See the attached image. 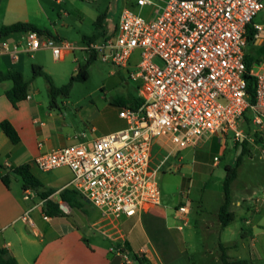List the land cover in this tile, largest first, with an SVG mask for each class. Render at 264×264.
<instances>
[{
	"label": "built area",
	"instance_id": "1",
	"mask_svg": "<svg viewBox=\"0 0 264 264\" xmlns=\"http://www.w3.org/2000/svg\"><path fill=\"white\" fill-rule=\"evenodd\" d=\"M263 9V0H126L117 27L105 39L79 48L119 68L131 66L139 50L137 71L130 77L140 82L136 94L143 103L120 108L121 129L92 140L77 135L74 143L37 155L36 166L45 172L68 167L73 176L67 187L89 200L103 218L131 217L161 206L158 173L177 150L213 136L223 139L230 131L235 140L244 139L240 124L248 108L264 139V58L249 70L245 61L249 25L259 39L264 26L253 20ZM17 35L0 37V55L20 61L24 53L47 47L62 59L78 48L37 30ZM246 74L255 78L254 104ZM157 145L165 149L159 162ZM34 195V190H24L26 200ZM191 207L192 201L183 197L175 212L176 229L188 225ZM22 219L32 223L30 210ZM118 252L131 264L127 253Z\"/></svg>",
	"mask_w": 264,
	"mask_h": 264
},
{
	"label": "rangeland",
	"instance_id": "2",
	"mask_svg": "<svg viewBox=\"0 0 264 264\" xmlns=\"http://www.w3.org/2000/svg\"><path fill=\"white\" fill-rule=\"evenodd\" d=\"M48 1L52 11L50 12L51 18L57 23L61 38L58 40L70 42L77 45L78 48L74 49L73 52H68L62 59H56L52 49L47 47L24 53L23 73L29 83L28 94L31 99L27 98V100L20 101L16 106L10 101L12 109L23 118L36 119L37 122L44 121L45 126L39 134L41 133L43 138L51 141L55 147H63L74 143L77 135H85L86 140H92L121 129L125 126V122L119 117L120 107L112 102L119 96H127L129 93L135 92L137 86H139L140 82L130 77L131 71H137L134 63L140 59L139 50L133 56L132 65L127 68H119L112 62H105L97 54L88 68L89 78L74 81L69 94L60 95L56 106L51 104L48 78L43 74L35 75L33 66H41L42 70L50 75L56 87L68 84L71 77L76 74L77 68L86 63L90 54L79 47L87 44L84 42V36L93 34V21L99 14L106 13V24L108 26L116 24L126 0H63L64 2L61 4H56L52 0ZM143 14L146 16V12ZM254 23L264 24V9L255 16ZM17 37L18 35H15L11 38ZM263 38L264 33L256 40V43H263ZM154 61L159 64L162 63L158 57ZM11 85V81L2 82L0 92L5 87L10 88ZM249 115L251 116V113ZM254 131L255 127L253 126L250 134L247 131L244 132L245 138H247V147L244 153L243 148L239 147V140L236 144L234 143V132L230 131L222 141L217 139L214 146L210 141L203 145L202 149L206 153L201 156L192 157L193 148L191 146L184 148L182 151L184 158L182 160L179 159L180 153L175 154V156L169 158L158 173V181L162 192L160 208L163 209L165 223L167 227H172L171 233L178 243H181L185 254L190 255L193 264H203L205 262L208 264H221V251L217 247H213L214 239L211 237L205 239L206 233L203 230L197 231L199 228L196 226L202 220L207 222L212 219V213L218 209L224 195L223 184L227 174L226 166H235L237 160L241 157L238 174L232 184V196L235 200L246 201L249 207L253 208L256 199L264 198V147L257 142L253 134ZM211 145L213 146L212 149ZM161 158L163 156L159 155V159ZM159 159H157V162H159ZM15 163L18 162L15 161ZM195 163H209L207 171H205L209 176L199 177V170L194 169ZM212 163H220V165L213 166ZM183 164L187 166L177 167ZM0 166H4V159L1 154ZM32 171L44 183L53 182V186L58 187L73 176L68 167L45 172L41 171L35 162H32ZM194 171L198 173L196 176H194ZM10 179L14 190L21 193V177L11 173ZM195 180L199 181L195 182ZM185 196L192 201L191 212L193 211V213L189 216L191 222L184 230L179 231L175 229V226L179 223L175 212ZM36 197V201H39L40 196L36 194ZM59 199L60 196L55 193L54 200L58 201ZM87 206L93 215H100L99 209L92 204L88 203ZM234 209L237 212V219L231 224L229 230L222 235L223 239L230 240L233 243L242 244L246 242L247 245H252V241L243 239L240 233L241 227H246L244 219L241 218L245 214L244 209L236 206ZM262 214L260 217H254L252 226L255 224V228H259L256 224L258 220L264 217V211ZM65 217L66 221L72 224L75 223L78 215ZM132 223H135V231L141 230V222L138 220V216L133 217ZM167 235L170 237L169 234ZM206 246H209V248L206 249ZM251 249L253 248L251 247ZM240 252L244 253L245 258H250L246 248H241ZM261 252L262 258L260 260H250L251 264H264V248H261ZM127 255L134 259L136 253L132 250L128 251ZM252 256L254 255L252 254Z\"/></svg>",
	"mask_w": 264,
	"mask_h": 264
},
{
	"label": "crops",
	"instance_id": "3",
	"mask_svg": "<svg viewBox=\"0 0 264 264\" xmlns=\"http://www.w3.org/2000/svg\"><path fill=\"white\" fill-rule=\"evenodd\" d=\"M52 1L56 4L64 2L63 0L61 2ZM50 12L52 11L48 0H0V28L16 22H29L40 29L49 30L56 39H61L57 23L52 20ZM96 19L93 21V33L95 32ZM117 23L107 25L109 34L117 27ZM260 25L264 26V24ZM263 33L264 30L260 33V36ZM15 35L17 34L11 36ZM11 68H17L24 72L23 58L20 61H14L8 55H0V71ZM10 88L5 87L0 92V123L4 119L11 121L20 135V142L14 144L0 126V154L4 159V166H0V177L11 171L15 166L34 162L35 157L40 153L57 148L51 141L43 138L41 133L39 134L45 126L44 121L37 122L36 119L32 120L28 117H25V119L12 109V105L9 103L10 100L6 96V91ZM28 98L31 99V96ZM217 139L222 141L224 138L213 136L191 146L193 148L192 157L206 153L202 146L209 141L214 146ZM233 141L235 144L237 143V140L234 139ZM183 150H177L182 159L184 158ZM159 155H165V149L157 145L155 148L156 159H159ZM15 161L18 163H15ZM208 164L195 163L194 169L199 170V177L209 176L205 172ZM212 165L219 166L220 163H212ZM183 166L186 167L187 165L183 164L181 168ZM196 174L198 173L194 171V176ZM71 179L72 176L59 187L53 186V182L44 183L40 179L44 184V188L56 190L50 196V199L59 203L66 213L59 216H49L43 209L44 200L40 197L39 201H36V194H38L36 191L32 200H26L23 188L19 193L14 190L11 180L9 186H6L0 178V248L10 250L16 257L18 264H127L123 255L118 252L119 249H124L125 253L135 251L136 255L146 258L147 264H193L190 255L185 254L181 243H178L171 233L172 227H167L165 223L166 231L171 238L167 246L160 242L158 236H153L148 229L146 222L157 216L163 218L165 222L163 209L159 207L151 212L135 215L138 216V220L141 222V230L135 231V223L131 224L134 216L122 215L119 218H103L101 215H93L90 212L87 206L90 202H87V200L82 207H71L61 198L55 201L54 194L57 193L60 196V191L67 187ZM223 202L224 195L218 209L212 213V219L207 222L200 221L196 226L199 228L197 231L203 230L206 233L205 239L213 238V247H217L220 251L221 245L225 247L230 260L245 259L248 264H251L250 260H260L262 258L261 248H264V217L258 220L256 224L259 228H255V224L252 226V223L255 216L260 217L263 215L264 198L256 199L253 208H251L246 201L235 200L232 196L230 209L235 213V219L225 227L222 226L219 217L220 206ZM63 205L66 209L63 208ZM235 206L244 209L245 214L241 218L244 219L246 227H241L240 233L243 239L251 240L252 245H247L246 242L242 244L233 243L230 240L223 239L222 235L229 230L231 224L237 219ZM29 210L32 223L22 219V216ZM74 214L78 215L75 223H68L65 216ZM190 222L191 219H189ZM208 248L209 246H206V249ZM241 248L247 249L250 258H245L244 253L240 252ZM131 264L139 263L134 258L131 259Z\"/></svg>",
	"mask_w": 264,
	"mask_h": 264
},
{
	"label": "trees",
	"instance_id": "4",
	"mask_svg": "<svg viewBox=\"0 0 264 264\" xmlns=\"http://www.w3.org/2000/svg\"><path fill=\"white\" fill-rule=\"evenodd\" d=\"M107 14L101 13L98 15L95 21V32L90 36L84 37L85 43H90L93 41H100L105 39L109 32L108 26L106 24ZM254 22V20H253ZM28 30H37L40 33L49 35L54 37L49 30L40 29L32 23L29 22H16L10 25H5L0 28V37H8L13 34H19L21 32H25ZM256 32L257 30L253 25H249L248 33H247V48L245 53V61L248 67V70L255 62H259L264 58V42L256 43ZM97 53L92 52L89 54L88 59L85 64L80 65L77 68L76 74L71 77V80L68 84L62 87H56L50 75L45 73L42 70V67L39 65H34L33 70L34 74H43L45 75L50 83L49 94L51 98V104L56 106L57 100L60 95H68L70 92V88L72 83L76 80H86L89 78L88 68L93 60L96 58ZM247 82V92L249 95V101L251 104H254L255 99V89L256 82L255 78L251 75H245ZM11 81L12 87L6 91L7 98L11 101V103L16 106L18 102L23 101L28 98V81H26L24 73L17 68H11L0 71V82ZM113 104L122 107H131L138 108L143 103V100L137 96L136 91L129 93L127 96H119L115 98L112 102ZM251 113V116L249 115ZM253 119V111L251 108H248L244 114L241 121V128L247 131L249 134L252 132V123ZM252 125V127H251ZM0 126L6 136L14 143L18 144L20 142V135L15 128V126L8 119H4L1 121ZM246 128V129H244ZM254 136L257 139V142L261 143L264 147V139L261 133L258 131H254ZM240 144L243 145V153L247 147V138H244L243 141H240ZM241 157L237 160L235 166H226V177L224 179L223 189H224V202L220 206L219 217L222 223V226L225 227L230 224L235 219V213L231 211V203H232V184L237 177L238 167L241 164ZM11 173L17 174L22 179V188L23 190L32 189L38 193V195L44 200V212L49 216H59L66 214L64 210L60 207L59 203H56L50 199V196L56 191L53 188H44L43 182L34 174L32 171V163H23L21 165L15 166L11 171L1 175V180L4 182L6 186L10 184V175ZM60 198L67 202L71 207H82L85 205V198L75 189L66 187L60 191ZM146 225L153 236H158L160 238V242L164 245H168L171 241V238L167 235L168 232L165 228V222L162 218L155 217L150 222H146ZM124 250V249H123ZM221 264H248V261L245 259H236L230 260L229 256L226 252V248L221 245V255H220ZM135 259L139 264H147V260L144 256L136 255ZM0 264H18L16 257L13 253L6 249L0 248Z\"/></svg>",
	"mask_w": 264,
	"mask_h": 264
},
{
	"label": "water",
	"instance_id": "5",
	"mask_svg": "<svg viewBox=\"0 0 264 264\" xmlns=\"http://www.w3.org/2000/svg\"><path fill=\"white\" fill-rule=\"evenodd\" d=\"M244 139H242L241 141H243ZM240 148L242 149L243 148V145L241 144L240 145ZM87 202H89V200H87ZM63 208L66 209V207L63 205Z\"/></svg>",
	"mask_w": 264,
	"mask_h": 264
}]
</instances>
